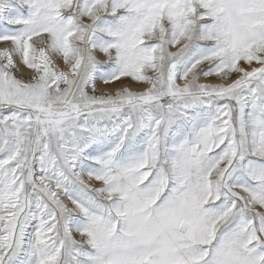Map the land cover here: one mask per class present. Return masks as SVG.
<instances>
[{
	"label": "snow or ice",
	"instance_id": "1",
	"mask_svg": "<svg viewBox=\"0 0 264 264\" xmlns=\"http://www.w3.org/2000/svg\"><path fill=\"white\" fill-rule=\"evenodd\" d=\"M0 264H264V0H0Z\"/></svg>",
	"mask_w": 264,
	"mask_h": 264
},
{
	"label": "rangeland",
	"instance_id": "2",
	"mask_svg": "<svg viewBox=\"0 0 264 264\" xmlns=\"http://www.w3.org/2000/svg\"><path fill=\"white\" fill-rule=\"evenodd\" d=\"M173 50H175V49H173ZM210 81L209 82H213V83H216V82H218L215 78H208ZM213 79V80H212ZM212 80V81H211Z\"/></svg>",
	"mask_w": 264,
	"mask_h": 264
},
{
	"label": "bare ground",
	"instance_id": "3",
	"mask_svg": "<svg viewBox=\"0 0 264 264\" xmlns=\"http://www.w3.org/2000/svg\"><path fill=\"white\" fill-rule=\"evenodd\" d=\"M212 80H213V79H212ZM212 80H211V81H212ZM208 81H210V80L208 79Z\"/></svg>",
	"mask_w": 264,
	"mask_h": 264
}]
</instances>
